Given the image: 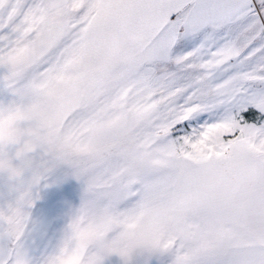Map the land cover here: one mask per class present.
<instances>
[{
	"label": "snow or ice",
	"instance_id": "6c2138e0",
	"mask_svg": "<svg viewBox=\"0 0 264 264\" xmlns=\"http://www.w3.org/2000/svg\"><path fill=\"white\" fill-rule=\"evenodd\" d=\"M0 264H264V0H0Z\"/></svg>",
	"mask_w": 264,
	"mask_h": 264
}]
</instances>
